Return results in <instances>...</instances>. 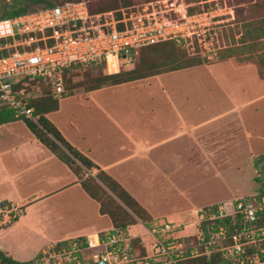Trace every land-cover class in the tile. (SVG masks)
Instances as JSON below:
<instances>
[{
    "label": "built area",
    "instance_id": "obj_1",
    "mask_svg": "<svg viewBox=\"0 0 264 264\" xmlns=\"http://www.w3.org/2000/svg\"><path fill=\"white\" fill-rule=\"evenodd\" d=\"M52 1V6L0 18V40H7L1 48L15 47L0 56V105L35 121L31 96L20 83L43 80L59 98L72 71L100 67L117 74L134 68L141 48L166 41L176 42L190 57L217 60L228 47L224 30L236 19L228 0H151L99 13L90 11L89 0ZM15 210L0 202V215L11 219ZM197 214V235L175 236L177 227L164 222L151 253L128 231L114 227L55 244L33 264H182L217 252L223 254L221 264H264L263 187L255 195L202 207Z\"/></svg>",
    "mask_w": 264,
    "mask_h": 264
},
{
    "label": "crops",
    "instance_id": "obj_2",
    "mask_svg": "<svg viewBox=\"0 0 264 264\" xmlns=\"http://www.w3.org/2000/svg\"><path fill=\"white\" fill-rule=\"evenodd\" d=\"M167 72L156 74L159 81L153 77L146 82L149 76L119 84L104 83L99 88L80 92L81 98L62 97L56 109L44 113L73 146L146 209L151 221L146 224L134 214L139 221L125 230L150 253L153 244L163 236L161 224L164 222L177 227L173 232L175 236L199 233V219L190 211L195 204L190 202L189 189L184 183L188 175L177 171L189 166L191 156L212 144V140L220 144L218 132L225 128L221 117L211 115L189 124L187 112L180 110L179 102L184 97L188 101L194 98L185 94L188 91H184V87L176 91L170 84L162 82L163 77L170 74ZM126 83L150 90L147 98H143L149 102V113L164 104L163 109L175 111L180 121L184 119L172 137L166 140L148 137L147 133L154 127L148 132L147 112L142 109L143 105L135 103L136 100L132 102L135 107L125 110L126 107L121 106L109 108L108 100L99 96L100 92L109 89V85ZM73 101L82 107L81 111L79 108L73 112L69 108ZM65 110L68 111L66 116L62 114ZM218 123L220 127L215 128ZM197 130L202 132L198 135L194 133ZM180 140L184 142L181 150L188 154L187 159L178 157V152L173 155L163 149L157 151L164 146L177 145ZM98 172L99 169L94 168L77 174L36 136L24 119L1 123L0 202L8 203L16 210L12 213L14 217L4 216L0 221V249L15 260L27 262L55 244L83 240L91 234L116 227L110 215L101 212V203L85 190L82 181L93 176L117 201L131 209L97 178ZM138 223L147 227L146 233H142Z\"/></svg>",
    "mask_w": 264,
    "mask_h": 264
},
{
    "label": "rangeland",
    "instance_id": "obj_3",
    "mask_svg": "<svg viewBox=\"0 0 264 264\" xmlns=\"http://www.w3.org/2000/svg\"><path fill=\"white\" fill-rule=\"evenodd\" d=\"M93 1H95L94 8L97 9L124 6L129 0ZM144 1L148 0H133L134 3ZM5 2L6 0L0 3V14ZM228 3L234 6L237 19L234 25H232L233 21L228 23L224 30L225 38L229 35L232 39V43H229L227 38L226 45H232L222 51L221 58L207 62L199 61L197 58L187 57L181 49L172 46L157 48V51L152 50L154 48L144 50L138 60L140 62L144 59L148 64L162 63L160 70L163 71L170 69V65H174L176 61L197 63L181 72L169 71L170 74L164 76L162 82L170 84L176 91L184 87V91H188L185 94L194 98L188 101L184 97L179 102L180 110L187 112L185 116L189 124H194L210 115L216 118L221 117L223 120L221 123L225 128L218 132L220 134L218 142L221 143H214L215 140H212V144L191 156L189 166L177 171L188 175L184 183L189 189L190 202L195 204L190 210L191 215L196 218L197 210L201 206L255 195L260 192L261 183L264 181V0H228ZM104 75L109 74L100 67L72 71L67 80L66 91L61 97L56 98L57 101L65 96L81 98L80 92L88 90L89 86L95 85L96 81ZM153 77H155L154 80L159 81L160 77L155 75L149 77L146 82ZM24 87L26 93L35 100V104H52L49 87L44 81L29 82L24 84ZM108 88L107 91L100 92L99 96L108 100L109 108L121 106L126 107L125 110L129 107L131 109L135 107L132 104L135 100L136 104L144 106L142 109L145 113L147 112L148 132L152 130L147 133L150 138L169 139L177 130V126L184 122V119L180 121L175 111L169 112L163 109L164 104L162 108L159 106L153 113H149V102L143 98H147L150 90H144L141 85L126 83L120 86L109 85ZM141 100L145 101L141 102ZM69 108L73 112H77L79 108L80 111L82 109L76 101L70 103ZM65 113L68 111L65 110L62 114L66 116ZM152 126L154 128L150 129ZM214 127H220V123L215 124ZM199 132L202 130L194 133L199 135ZM183 140H180L177 145L174 143L157 151L163 149L187 159L188 154L181 150ZM169 154L163 153V155ZM105 200H107L106 197ZM106 203L108 208L113 209L114 203L111 200ZM118 214L121 219L122 211ZM144 215L150 216L145 212ZM3 218L4 216L0 215V221ZM138 227L147 232V227L142 223H138ZM145 231L142 233H146ZM195 239L196 237H191L188 240ZM189 261L184 262L189 263ZM0 264L9 263L0 257Z\"/></svg>",
    "mask_w": 264,
    "mask_h": 264
},
{
    "label": "trees",
    "instance_id": "obj_4",
    "mask_svg": "<svg viewBox=\"0 0 264 264\" xmlns=\"http://www.w3.org/2000/svg\"><path fill=\"white\" fill-rule=\"evenodd\" d=\"M5 0H1L4 2ZM151 1V0H148ZM188 1V0H187ZM199 1V0H198ZM144 2L134 3L133 0L126 1L124 6H131L134 4H143ZM95 1L89 0V8L92 13L105 12L109 10H116L121 8V5L110 6L107 8H94ZM54 5L52 0H6L3 5V11L0 14V18L3 17H15L17 15H21L23 13L31 12L37 10L40 7H48ZM232 5V4H231ZM199 8V7H196ZM194 10V9H192ZM237 19V18H236ZM235 19V20H236ZM235 24V22H234ZM226 36V34H225ZM229 39V43H232V39L229 38V35L226 37ZM12 43H14V39H9ZM7 40H0V56L8 55L15 50V47L9 48H1L3 44H5ZM232 45V44H231ZM230 45V46H231ZM176 47L181 49L187 57L188 54L174 41H166L158 44L150 45L141 48L140 53L137 57L135 66L130 70H122L117 74H109L104 75L96 81V84L92 87H88V89H96L102 86L104 83L111 82L113 84H119L123 82L134 81L137 79L146 78L152 75L160 74L162 72L178 70L190 66H194L197 63H193L192 61H188L187 63H178L175 62L174 65H170V69L160 70V67L163 66L162 63H150L148 64L142 59L138 62L141 54L144 50L149 48H154L152 50H156L157 48H166V47ZM228 46L227 48H229ZM23 49V47L21 48ZM194 58V57H191ZM144 60V62H143ZM200 61V59L197 58ZM199 64V63H198ZM68 77L66 78L67 84ZM43 80H37L32 82H39ZM45 82V81H44ZM46 83V82H45ZM49 87V97L53 100L52 104H35V100L30 99V105L35 108V116L38 119L32 120L25 116H16V112L11 109L7 104L1 103L0 105V124L5 122H10L16 119H24L29 126V128L36 134V136L46 145L48 146L54 153H56L60 158H62L65 162H67L77 174H80L82 171H92L94 168L99 169L97 178H100L106 185L110 188V190L115 193L130 209L129 211L126 207H124L119 201H117L93 176H89L88 178L82 181V185L85 190L95 199H97L101 203V212L104 214L110 215L112 218L114 225L116 227H120L126 229L130 224L136 223L137 219L135 217L138 216L142 220L148 224L150 220V216L145 217L144 212L148 215L145 208H143L138 201L134 197H132L117 181H115L112 177L106 174L103 170L100 169L89 157L83 154L78 148L73 146L62 134L59 128L45 116V112L49 110L56 109L58 107V101L53 97V90H51L50 85L46 83ZM19 86L24 87V84H19ZM264 162V158H263ZM105 197L107 200H105ZM111 200L114 203L113 209L108 208L107 203ZM106 201V202H105ZM115 209V210H114ZM119 211H122L123 215L120 216L118 214ZM135 214V215H134ZM220 224H226L225 220L218 221ZM205 234H207L206 225L202 226ZM59 246L63 245V242L58 244ZM0 257L6 260L9 264H33L34 260H30L27 262H21L15 260L13 257L8 256L5 252L0 249ZM190 260L189 263L182 262V264H221L223 260V254L221 252L213 253L209 256H198L193 258H188ZM185 260V261H187Z\"/></svg>",
    "mask_w": 264,
    "mask_h": 264
},
{
    "label": "water",
    "instance_id": "obj_5",
    "mask_svg": "<svg viewBox=\"0 0 264 264\" xmlns=\"http://www.w3.org/2000/svg\"><path fill=\"white\" fill-rule=\"evenodd\" d=\"M261 187H263V188H264V182H262V183H261Z\"/></svg>",
    "mask_w": 264,
    "mask_h": 264
}]
</instances>
